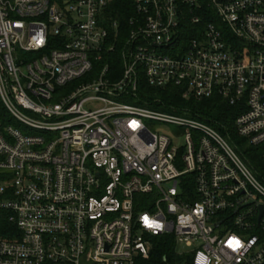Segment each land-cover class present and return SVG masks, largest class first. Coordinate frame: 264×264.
Listing matches in <instances>:
<instances>
[{
	"label": "built area",
	"instance_id": "obj_1",
	"mask_svg": "<svg viewBox=\"0 0 264 264\" xmlns=\"http://www.w3.org/2000/svg\"><path fill=\"white\" fill-rule=\"evenodd\" d=\"M114 1L0 0V264H149L168 234L173 264H264V183L211 124L140 92L219 96L262 145L264 0H130L126 32Z\"/></svg>",
	"mask_w": 264,
	"mask_h": 264
},
{
	"label": "trees",
	"instance_id": "obj_2",
	"mask_svg": "<svg viewBox=\"0 0 264 264\" xmlns=\"http://www.w3.org/2000/svg\"><path fill=\"white\" fill-rule=\"evenodd\" d=\"M108 15L119 22V27L124 32L129 28L128 18L133 15L134 11L130 0H115L108 8ZM120 41L115 43L116 47L112 53L110 67L112 69L121 68L119 56ZM105 62V61H104ZM140 92L146 93L148 97L168 99L171 103L185 109L188 114L197 117L205 122L211 124L218 132H220L231 143L236 152L251 168L256 177L264 183V161L263 151L264 143L259 146H251L247 141L238 136L233 120L239 113L238 106L229 105L223 98L213 96L209 98L196 99L190 97L188 99L182 98L175 88L161 89L149 87L143 82L140 85ZM162 110H168L162 108ZM6 111L0 101V118L5 116ZM0 235L6 237L7 231L12 229L11 224L6 221L0 223ZM182 257L176 254V245L171 234L168 235H154L151 240L149 264H173L176 260H181ZM187 264L188 261H187Z\"/></svg>",
	"mask_w": 264,
	"mask_h": 264
},
{
	"label": "rangeland",
	"instance_id": "obj_3",
	"mask_svg": "<svg viewBox=\"0 0 264 264\" xmlns=\"http://www.w3.org/2000/svg\"><path fill=\"white\" fill-rule=\"evenodd\" d=\"M85 80H87L86 77H84V78H82V79L76 81V83H74V85H75V84H78V83H80V82H83V81H85ZM72 86H73V85H70L68 88H71ZM144 121H145V123L147 124V126L150 127L153 131H156V130L159 129V128H160V129H161V128H166V125H161L160 123H158V122H156V121H151V120H147V119H145ZM168 128H169V129H171V128L176 129L175 126H168ZM175 143H176V145H179V144L181 143V139H178V138H177V140H176ZM190 249H191V248H188V247H186V246L183 245V244H179L178 247H177V252L188 253V252H190ZM177 261H180V260H176V261H174V263L177 262Z\"/></svg>",
	"mask_w": 264,
	"mask_h": 264
}]
</instances>
